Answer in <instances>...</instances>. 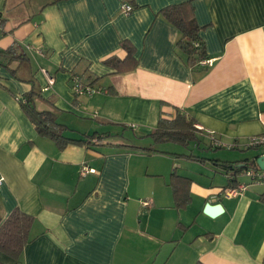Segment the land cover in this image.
<instances>
[{"label":"crops","instance_id":"1","mask_svg":"<svg viewBox=\"0 0 264 264\" xmlns=\"http://www.w3.org/2000/svg\"><path fill=\"white\" fill-rule=\"evenodd\" d=\"M49 1L0 0V50L13 46L26 58L0 66V219L14 208L34 217L19 259L0 253V261L264 264V185L249 184L225 197L231 173L212 162L256 160L264 153L244 146L248 137L264 133V0H193L203 27L199 37L214 59L205 69L186 64L175 48L178 29L159 14L186 0ZM122 3L133 10L123 14ZM122 39L134 45L137 64L115 73L103 60L124 58ZM42 68L54 77L46 91ZM73 74L97 91L75 97ZM28 79L39 91L37 109L54 108L70 129L65 135L111 136L94 147L63 149L40 136L19 102L31 87ZM177 111L204 129L188 147L149 144L156 151L148 153L117 146L138 145L159 118ZM207 131L238 146L228 155L195 154L192 145L227 149L213 146ZM82 166L95 172L83 176ZM173 171L192 181L185 208L174 205L168 184ZM236 181L248 177L240 173ZM143 199L151 204L143 206ZM206 203L221 204V212L207 215Z\"/></svg>","mask_w":264,"mask_h":264},{"label":"trees","instance_id":"2","mask_svg":"<svg viewBox=\"0 0 264 264\" xmlns=\"http://www.w3.org/2000/svg\"><path fill=\"white\" fill-rule=\"evenodd\" d=\"M58 1L60 0H50L48 4H54ZM159 14L178 29L179 37L175 42V48L185 55L186 64L199 69L198 61L206 58L207 55L204 43L199 37V32L203 27L195 20L193 0H186L179 4L166 6L159 11ZM119 46L125 51L124 58L109 56L103 60V63L111 67L115 73L131 70L137 64L134 45L128 39H122L119 42ZM15 60H21L19 63L25 61L24 53L17 52L13 46L0 50V66L9 68L11 62ZM15 72V70H11L13 75H15ZM97 79L95 78L92 82ZM26 82L31 83V87L22 95L19 102L37 133L52 140L59 149H63L69 145L90 148L99 145L102 140L111 136V133L107 131H94L90 134L84 133L79 138L65 135L70 129L65 124L59 122L54 108L52 110L37 109L35 99L39 97L38 88L35 87L32 79H28ZM194 123L195 119L193 117L186 116L177 111L173 118H159L155 129L145 136L150 137L153 144L171 142L188 147L198 139L199 131L195 128ZM94 139L98 142H94ZM117 146L138 149L148 153L156 151L151 146H138L134 144ZM184 156L200 162L208 160L207 158L193 154ZM212 162L223 166L226 171L231 173L227 187H224L223 190L236 185V176L245 168L257 167L254 158L235 162H220L219 160H213ZM191 183V179L178 175L176 171L170 174L168 184L172 189L174 205L177 208H185L190 203ZM33 220L34 217L32 215L21 211L19 208H14L4 220L1 221L0 219V253H4L14 259H19L24 246L30 239L29 232ZM0 264L4 263L0 261ZM196 264L203 263L197 261Z\"/></svg>","mask_w":264,"mask_h":264},{"label":"built area","instance_id":"3","mask_svg":"<svg viewBox=\"0 0 264 264\" xmlns=\"http://www.w3.org/2000/svg\"><path fill=\"white\" fill-rule=\"evenodd\" d=\"M120 10L123 14H128L133 10V6L129 3H122L120 5ZM37 53L42 54V52L37 49ZM213 58H204L198 61V65L200 68L205 69L213 65ZM41 72L43 73L45 79H46V85L41 89V91H46L54 83V77L51 75L48 71H46L44 68L41 69ZM70 89L73 92L75 97L83 96V95H93L97 89L94 88L92 85L87 84L83 82V80L78 75H71L70 77ZM22 98V97H20ZM195 128L200 130H204L202 126L198 124H194ZM209 133V139L213 146L215 147H225L227 149L237 147L238 145L236 143L232 144H224L220 140H218L215 136L213 131H207ZM94 142H98L96 139H94ZM248 149L258 148L262 147L264 148V133L252 135L247 138L245 145ZM264 155V153H263ZM95 172L93 168L82 166L81 167V175H86L87 173ZM241 174L248 177V182H241L237 183L235 186L227 188L223 195L225 197H234L239 194H241L244 190H246L247 186L249 184H263L264 185V169L257 167H247L245 168ZM3 176L0 175V188L3 183ZM143 206H149L151 204L150 199H143L140 201Z\"/></svg>","mask_w":264,"mask_h":264},{"label":"rangeland","instance_id":"4","mask_svg":"<svg viewBox=\"0 0 264 264\" xmlns=\"http://www.w3.org/2000/svg\"><path fill=\"white\" fill-rule=\"evenodd\" d=\"M111 130H113V132H119V133H123V135L124 136H127V135H129V134H131L129 131H127V130H120V129H118V128H113V129H111ZM127 134V135H126ZM82 136V134L81 133H78V137L77 138H79V137H81ZM136 144H138V145H140V146H148L149 144H153V142H152V140L150 139V137H145L144 139H142V140H139ZM192 144H193V142H192ZM156 145H159V146H169V142H167V143H160V144H157L156 143ZM190 149H193L194 150V152H195V154H200V153H198V152H201V153H203V154H205L206 156H207V154H214V153H216V152H220V153H222V154H229V152H231L232 150H228V149H211V148H207V149H197V148H195L194 147V145H192V147H190ZM258 149H262V147H260V148H258ZM257 150V149H256ZM253 151H255V150H253V149H248V150H245V152H253ZM189 152V151H188ZM203 211H204V207H203Z\"/></svg>","mask_w":264,"mask_h":264},{"label":"water","instance_id":"5","mask_svg":"<svg viewBox=\"0 0 264 264\" xmlns=\"http://www.w3.org/2000/svg\"><path fill=\"white\" fill-rule=\"evenodd\" d=\"M256 164L258 165L259 168L264 169V155H258L256 157ZM222 210L221 204H209L206 203L204 206V213H206L209 216H214L220 213Z\"/></svg>","mask_w":264,"mask_h":264}]
</instances>
